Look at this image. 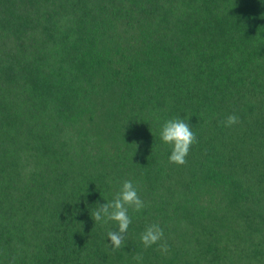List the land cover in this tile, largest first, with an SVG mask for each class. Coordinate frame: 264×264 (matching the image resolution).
<instances>
[{
    "label": "trees",
    "instance_id": "16d2710c",
    "mask_svg": "<svg viewBox=\"0 0 264 264\" xmlns=\"http://www.w3.org/2000/svg\"><path fill=\"white\" fill-rule=\"evenodd\" d=\"M125 180L112 251L91 213ZM0 264H264V0H0Z\"/></svg>",
    "mask_w": 264,
    "mask_h": 264
},
{
    "label": "clouds",
    "instance_id": "9594fccd",
    "mask_svg": "<svg viewBox=\"0 0 264 264\" xmlns=\"http://www.w3.org/2000/svg\"><path fill=\"white\" fill-rule=\"evenodd\" d=\"M224 127L230 128L239 123L236 115H229L221 122ZM161 140L171 147L169 163L177 166H183L187 163V156L191 146L197 143V137L192 131L191 125L180 118L169 119L161 129ZM135 144V143H134ZM137 147L138 145L135 144ZM145 207L144 201L140 198L137 187L131 180H125L114 198L107 203L97 204V207L91 213L95 224H107L114 222L118 230L108 232V239L111 241L109 247L112 251L119 250L125 239L132 219L129 216V210L140 212ZM164 238V231L158 223L150 224L145 231L141 233L140 239L143 246L147 249L160 243ZM159 251L166 254L169 251L167 243H161ZM137 261H141V256H136Z\"/></svg>",
    "mask_w": 264,
    "mask_h": 264
}]
</instances>
